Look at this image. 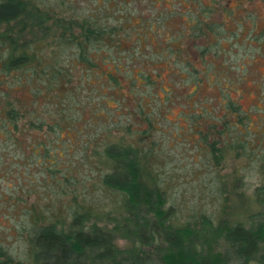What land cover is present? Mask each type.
<instances>
[{"label": "trees", "instance_id": "obj_1", "mask_svg": "<svg viewBox=\"0 0 264 264\" xmlns=\"http://www.w3.org/2000/svg\"><path fill=\"white\" fill-rule=\"evenodd\" d=\"M255 1L0 0V264H264L222 180L264 202Z\"/></svg>", "mask_w": 264, "mask_h": 264}, {"label": "rangeland", "instance_id": "obj_2", "mask_svg": "<svg viewBox=\"0 0 264 264\" xmlns=\"http://www.w3.org/2000/svg\"><path fill=\"white\" fill-rule=\"evenodd\" d=\"M237 0H232L234 5ZM247 8L254 9V15L258 28H264V1L257 0L254 3L247 4ZM247 8L242 9L239 16H244L247 13ZM241 18V17H240ZM235 24L233 25V27ZM258 69L255 68V71L258 74L264 73V58L257 63ZM252 91L247 90L245 92L244 104L246 107L251 108L255 102H259L264 107V97H260V88L257 87L254 83L251 84ZM256 89V92L254 91ZM254 91V92H253ZM259 97L261 101L259 100ZM254 118H259V113L253 112ZM264 114V112H262ZM257 161H251L243 155V153L236 154L228 158L227 164L223 169V196H228V215L232 220H246L256 221L259 219L264 220V202L259 198V194L256 192L257 183L262 180L261 175L256 172ZM205 172L198 176H193L194 180H203ZM200 186L199 184H196ZM207 187V186H206ZM195 189V188H194ZM208 193V192H206ZM204 193V194H206ZM197 200L204 194L197 193ZM259 196V197H258ZM199 197V198H198ZM198 201H217L214 197L208 196L206 194L205 199H199ZM118 243L122 246L128 244L126 239H118Z\"/></svg>", "mask_w": 264, "mask_h": 264}]
</instances>
